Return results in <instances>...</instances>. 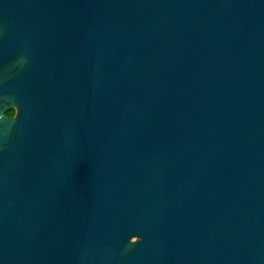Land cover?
I'll return each instance as SVG.
<instances>
[{"label": "water", "instance_id": "95a60500", "mask_svg": "<svg viewBox=\"0 0 264 264\" xmlns=\"http://www.w3.org/2000/svg\"><path fill=\"white\" fill-rule=\"evenodd\" d=\"M0 264H264V0H0Z\"/></svg>", "mask_w": 264, "mask_h": 264}, {"label": "trees", "instance_id": "16d2710c", "mask_svg": "<svg viewBox=\"0 0 264 264\" xmlns=\"http://www.w3.org/2000/svg\"><path fill=\"white\" fill-rule=\"evenodd\" d=\"M6 116L13 118L15 116V112L13 110L9 111V112H7Z\"/></svg>", "mask_w": 264, "mask_h": 264}]
</instances>
